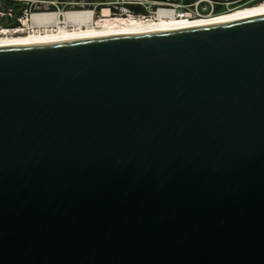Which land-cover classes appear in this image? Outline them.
I'll use <instances>...</instances> for the list:
<instances>
[{
    "label": "water",
    "instance_id": "95a60500",
    "mask_svg": "<svg viewBox=\"0 0 264 264\" xmlns=\"http://www.w3.org/2000/svg\"><path fill=\"white\" fill-rule=\"evenodd\" d=\"M0 264H264V16L0 47Z\"/></svg>",
    "mask_w": 264,
    "mask_h": 264
},
{
    "label": "bare ground",
    "instance_id": "6f19581e",
    "mask_svg": "<svg viewBox=\"0 0 264 264\" xmlns=\"http://www.w3.org/2000/svg\"><path fill=\"white\" fill-rule=\"evenodd\" d=\"M109 12L105 10L104 14ZM264 16V4L241 10L227 16L191 22L174 19L162 12L160 21L117 19L96 21L92 11L47 12L35 14L28 23V35L0 38V47L44 44L95 37L147 34L204 27ZM168 17V18H167Z\"/></svg>",
    "mask_w": 264,
    "mask_h": 264
},
{
    "label": "built area",
    "instance_id": "2783aa9c",
    "mask_svg": "<svg viewBox=\"0 0 264 264\" xmlns=\"http://www.w3.org/2000/svg\"><path fill=\"white\" fill-rule=\"evenodd\" d=\"M39 0H0V21H6L8 26L0 24V38L24 37L28 35V23L35 14L51 11L52 6H44ZM122 4L112 9H102L97 19H138L160 21V14L165 12L176 20L191 22L205 21L227 16L235 12L264 4L263 0H119ZM108 11L107 15L104 12ZM54 11V10H53ZM60 11V10H59ZM95 13V11H93ZM96 14V13H95ZM96 16V15H95ZM168 18V17H167Z\"/></svg>",
    "mask_w": 264,
    "mask_h": 264
},
{
    "label": "rangeland",
    "instance_id": "374dc122",
    "mask_svg": "<svg viewBox=\"0 0 264 264\" xmlns=\"http://www.w3.org/2000/svg\"><path fill=\"white\" fill-rule=\"evenodd\" d=\"M44 6H52L50 3H55L57 6H52L50 12H69V11H95V19L101 16L102 9H112V13H116L115 7H119V0H39ZM264 1V0H263ZM54 10V11H53ZM60 10V11H59ZM3 26H8L6 21H0Z\"/></svg>",
    "mask_w": 264,
    "mask_h": 264
}]
</instances>
